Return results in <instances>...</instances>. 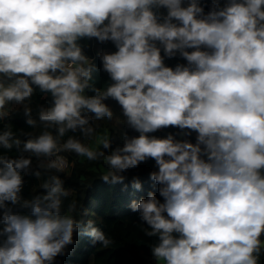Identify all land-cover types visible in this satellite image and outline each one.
Instances as JSON below:
<instances>
[{
    "label": "clouds",
    "instance_id": "obj_1",
    "mask_svg": "<svg viewBox=\"0 0 264 264\" xmlns=\"http://www.w3.org/2000/svg\"><path fill=\"white\" fill-rule=\"evenodd\" d=\"M84 38L117 49L102 56L112 81L106 90L90 84L95 69L78 43ZM178 54L187 64L166 66ZM36 89L51 106L33 119L25 102ZM109 99L139 135L113 149L106 134L94 149L84 141L95 121L113 119ZM13 103L24 106L28 126L39 122V135L21 140L4 125ZM164 129L178 132L151 135ZM13 149L20 155L4 154ZM63 153L103 157L102 180L112 184L155 161L150 178L163 202L150 192L131 210L150 227L145 234L158 237L157 261L261 264L264 0H0V264H54L74 243L83 221L71 215L75 201L63 210ZM41 170L53 174L25 199L24 178ZM133 187L140 188L135 177ZM84 227L93 245L113 244L95 221Z\"/></svg>",
    "mask_w": 264,
    "mask_h": 264
},
{
    "label": "trees",
    "instance_id": "obj_2",
    "mask_svg": "<svg viewBox=\"0 0 264 264\" xmlns=\"http://www.w3.org/2000/svg\"><path fill=\"white\" fill-rule=\"evenodd\" d=\"M207 11L206 7L205 12ZM78 43L83 49V54L94 64L95 70L92 73L93 79L90 84L101 90H106L112 81L108 73L102 70V56L115 52L117 50L115 45L110 41L99 43L95 38H84ZM165 64L175 68L178 64L186 65L187 62L178 54L174 59H166ZM106 103L114 113L113 119L111 121L107 119L95 121L94 135L84 142L88 144L89 141L104 132L113 140V149L123 147L126 136L131 138L139 134L126 124V118L123 117L122 111L115 101L109 99ZM25 104L32 109V118L35 119L41 106H51V97L36 89L31 101H26ZM23 107V105H19L10 109V112L13 109L17 111L4 121V125L10 126L18 138L26 140L29 136L39 135L43 128L39 122L35 128L26 124L27 118L23 114ZM170 132L175 135L178 130L164 129L151 135H155L157 138H166ZM68 135L72 134L68 133ZM196 135V133H192L189 138L190 142L195 143ZM176 139H181V136L176 135ZM3 151L5 155L9 156L20 155L15 149L11 152ZM110 154V152H106V155ZM63 155L68 158L70 164L67 173L59 174L64 180V188L69 191L68 197L62 198L63 210L67 211L69 204L75 201L76 211L71 215L75 216L77 220H82L83 224L74 233V243L64 249V254L55 258L54 264H164L162 260L157 261L153 256L152 250L159 243L158 237L147 236L145 232L146 230L151 231L150 227L142 220L140 212L131 210L133 202L139 203L141 199L146 200L150 192L163 202V198L159 196L160 185L150 178L152 172L159 170L155 161L148 159L138 168L122 173L126 177L122 184H112L104 183L102 180L109 167L103 157L98 161H88L85 157H78L74 153H63ZM38 163V161H33V170L36 169ZM41 171L42 174L39 177L29 174L24 178L25 184L21 195L25 199L30 200L42 192L43 183L53 174L51 170ZM134 177L140 183L139 189L133 187ZM88 220L95 221V226L111 238L113 244L107 248L99 243L93 245L92 238L83 234L84 226ZM261 264H264V256L261 257Z\"/></svg>",
    "mask_w": 264,
    "mask_h": 264
},
{
    "label": "rangeland",
    "instance_id": "obj_3",
    "mask_svg": "<svg viewBox=\"0 0 264 264\" xmlns=\"http://www.w3.org/2000/svg\"><path fill=\"white\" fill-rule=\"evenodd\" d=\"M16 106H18V104L13 103V104H11V105L8 106V110H10V109H12V108H14V107H16ZM105 135H106V134H105L104 132H101V133L97 136V138L92 139L91 141L88 142V144H90L94 149L100 147V145H99V141L102 140V139L105 137Z\"/></svg>",
    "mask_w": 264,
    "mask_h": 264
},
{
    "label": "built area",
    "instance_id": "obj_4",
    "mask_svg": "<svg viewBox=\"0 0 264 264\" xmlns=\"http://www.w3.org/2000/svg\"><path fill=\"white\" fill-rule=\"evenodd\" d=\"M69 167H70V164H69ZM69 167L64 170L65 173L69 171Z\"/></svg>",
    "mask_w": 264,
    "mask_h": 264
},
{
    "label": "crops",
    "instance_id": "obj_5",
    "mask_svg": "<svg viewBox=\"0 0 264 264\" xmlns=\"http://www.w3.org/2000/svg\"><path fill=\"white\" fill-rule=\"evenodd\" d=\"M19 106V105H18ZM17 107V106H16Z\"/></svg>",
    "mask_w": 264,
    "mask_h": 264
}]
</instances>
